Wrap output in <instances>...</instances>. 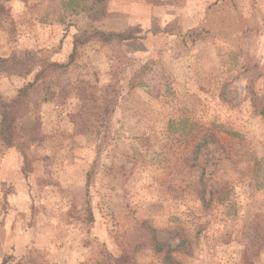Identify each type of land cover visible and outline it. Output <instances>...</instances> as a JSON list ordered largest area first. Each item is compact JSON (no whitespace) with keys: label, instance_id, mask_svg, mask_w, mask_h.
Masks as SVG:
<instances>
[{"label":"rangeland","instance_id":"obj_1","mask_svg":"<svg viewBox=\"0 0 264 264\" xmlns=\"http://www.w3.org/2000/svg\"><path fill=\"white\" fill-rule=\"evenodd\" d=\"M97 1L1 0L0 57L64 62L75 34L93 27L140 37L80 47L99 85L115 79L123 90L109 137L75 126L82 105L72 93L42 104L27 176L23 156L0 140V264H106L124 247L139 264H164L137 248L140 220L180 264H264L240 231L264 212L254 176L264 116L252 101L264 93V0H106L120 15L92 22ZM153 20L174 21L175 34H153ZM31 79L0 70V93L12 98ZM206 132L212 141L194 153Z\"/></svg>","mask_w":264,"mask_h":264},{"label":"trees","instance_id":"obj_2","mask_svg":"<svg viewBox=\"0 0 264 264\" xmlns=\"http://www.w3.org/2000/svg\"><path fill=\"white\" fill-rule=\"evenodd\" d=\"M4 13L7 14L8 10L0 0V21H2ZM86 13L92 22L120 15L118 12L109 10L106 0H98ZM174 28V21L160 24L153 20L150 30L153 34L173 35L175 34ZM116 37H120L122 41H128L140 36L128 29L93 27L92 29H82L75 34L72 51L68 60L64 62L40 57L35 52L27 51H15L8 57H0V70H3L7 75L23 77L33 75V79L18 88L14 97L7 98L0 93V140L7 147L15 148L23 156L24 175L27 176L29 173L27 149L30 147L32 137H36L39 133L40 118L38 113L43 103L52 100L63 103L68 96L76 93L82 108L70 114L75 126L84 131L92 125L97 128L99 138L109 137L113 133L114 118L123 97V90L115 79L105 85H99L98 70L92 64L80 60V47L94 40L109 42ZM252 101L256 113L264 116V93L254 95ZM228 132L231 135H236L234 132ZM211 138V135L206 132L204 140L194 144V153L208 145L212 141ZM97 146L100 153L104 144L99 142ZM256 164L258 168L254 174L255 186L261 188L264 187L263 159L257 160ZM88 179L90 182L91 175ZM93 218V213L90 211L89 221H93ZM240 231L245 232L249 237L246 251H264V212H256L251 221L244 223L243 229ZM246 231H250V233ZM131 233L141 238L137 242L138 249L153 248L161 254L164 264H180L173 254L176 248L169 242L160 241L155 229L146 221H138ZM6 261L7 259H4V263ZM106 264L139 263L134 259L133 254L124 247L120 256L107 253Z\"/></svg>","mask_w":264,"mask_h":264},{"label":"crops","instance_id":"obj_3","mask_svg":"<svg viewBox=\"0 0 264 264\" xmlns=\"http://www.w3.org/2000/svg\"><path fill=\"white\" fill-rule=\"evenodd\" d=\"M138 40L139 39H133V40H128V41H131L132 42V41H138ZM8 233L11 234L10 232H8ZM9 243H10V240H9V236H8V237H6V240H4V243L1 245V247H3L2 248L3 254H5L7 252L6 247L8 246ZM3 249H5V250H3Z\"/></svg>","mask_w":264,"mask_h":264}]
</instances>
